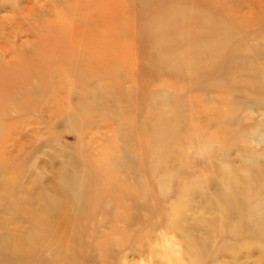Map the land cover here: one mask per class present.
<instances>
[{
	"label": "rangeland",
	"instance_id": "obj_1",
	"mask_svg": "<svg viewBox=\"0 0 264 264\" xmlns=\"http://www.w3.org/2000/svg\"><path fill=\"white\" fill-rule=\"evenodd\" d=\"M103 8L108 66L0 102V264H264V0H0V47L59 58Z\"/></svg>",
	"mask_w": 264,
	"mask_h": 264
},
{
	"label": "bare ground",
	"instance_id": "obj_2",
	"mask_svg": "<svg viewBox=\"0 0 264 264\" xmlns=\"http://www.w3.org/2000/svg\"><path fill=\"white\" fill-rule=\"evenodd\" d=\"M105 14L106 9L103 8L101 15L102 20L99 22L96 21V24L95 21H93L89 26H85L86 29H80L79 32L82 34L80 37L76 36L78 32L75 34L73 33L75 31L74 28L69 30L71 32L70 34H65L62 31L65 36H59V40L57 41V48H59L58 53H60L59 58L50 59L49 55L42 56L41 54V56L35 55L36 57L26 59L23 55H19L20 52L23 54L22 47L25 44H19L16 48L9 49L0 47V102L7 104L9 100H12L16 96L20 95L18 94V91L29 95V92L38 85L36 82L32 81L34 76L44 80L48 79L51 74L55 75L58 73V70H64V74H66L65 76L69 78L72 76L73 72L79 71L81 67H86V69L89 70V68L95 69L105 65L108 66L111 54L110 46L112 45L113 40L111 36L114 34L110 35L108 32V27L110 26L108 23L109 18L106 19ZM50 23L55 27L57 22L52 20ZM111 23L112 22L110 21V24ZM39 39L41 41H46L45 36H40ZM53 44L56 43L53 42ZM44 46L45 48H48V43H45ZM66 51H68L69 55L61 57V55L66 53ZM71 84L72 83H68L66 89L69 93ZM55 89L63 90L64 88L57 86ZM46 99L49 101L48 104L50 105L45 103V107L41 106L43 107V111L63 114L62 108L57 102L58 99L56 100L55 95L49 93ZM20 100L21 104L19 106L13 107L12 105L15 111L7 115L8 122L13 121V118H16L17 115L34 111L35 108L32 110V106L27 109L23 108L24 105L30 103L29 100L24 101V96H21ZM7 126L9 130H6V132L1 131L0 133V166L4 168H9L11 155L10 150H14L13 148L16 147V141L18 139L16 137V128H13V124H8ZM22 128L26 129V126ZM100 194L102 199L112 197V192L108 190H103ZM261 209V207L257 206L253 209L246 211H244V209L242 211L260 215Z\"/></svg>",
	"mask_w": 264,
	"mask_h": 264
}]
</instances>
